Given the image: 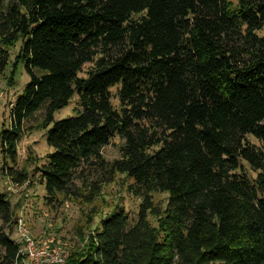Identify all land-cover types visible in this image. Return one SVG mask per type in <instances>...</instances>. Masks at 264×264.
I'll use <instances>...</instances> for the list:
<instances>
[{
    "label": "trees",
    "instance_id": "obj_1",
    "mask_svg": "<svg viewBox=\"0 0 264 264\" xmlns=\"http://www.w3.org/2000/svg\"><path fill=\"white\" fill-rule=\"evenodd\" d=\"M263 26L264 0H0V73L21 41L30 76L0 131V174L26 179L17 144L42 110L46 203H90L117 174L140 198L134 220L121 205L103 216L74 264H264ZM14 219L0 188V264L17 253Z\"/></svg>",
    "mask_w": 264,
    "mask_h": 264
},
{
    "label": "rangeland",
    "instance_id": "obj_2",
    "mask_svg": "<svg viewBox=\"0 0 264 264\" xmlns=\"http://www.w3.org/2000/svg\"><path fill=\"white\" fill-rule=\"evenodd\" d=\"M258 33H264V26ZM20 45L21 41H18L7 48L9 60L0 73V131L8 127L10 105L17 95L23 92L30 79L23 63L15 62ZM88 67L89 64H86L84 69ZM75 105L76 97L74 96L65 107L54 113V117L61 118L74 114ZM42 116L43 111L40 110L27 121L28 129L25 130L17 144V161L14 166L26 174V179L18 182L9 175L0 174V188L9 198L15 217V222H12L6 231L14 241H17L20 230L16 221L21 220L23 233L27 231L25 233L31 238L52 240L67 252L61 264H74L89 250L100 219L111 212L115 205H121L128 212L129 218L134 220L137 216L140 198L129 191V184L132 180L123 174H117L112 182L102 186L101 191L90 203L72 198L64 199L61 204L55 206L46 203L43 184L35 170L45 161L46 154L52 151L46 142L45 130L39 128ZM247 139L251 143L260 144L252 135H247ZM119 146L120 140L117 137L113 138L102 149L104 157L108 160L117 158L120 155ZM244 166L250 175L256 174L247 164ZM152 197L154 204L163 210L167 193L156 192ZM148 216L153 225H158V216L152 214ZM16 264L22 263L18 260Z\"/></svg>",
    "mask_w": 264,
    "mask_h": 264
},
{
    "label": "built area",
    "instance_id": "obj_3",
    "mask_svg": "<svg viewBox=\"0 0 264 264\" xmlns=\"http://www.w3.org/2000/svg\"><path fill=\"white\" fill-rule=\"evenodd\" d=\"M16 222L20 230V236L18 235L17 241H15L18 243V248L12 264H16L18 260L22 264H61L64 262L66 251L62 250L52 240L29 237L25 233L27 231L23 233V230H21V226H23L21 220Z\"/></svg>",
    "mask_w": 264,
    "mask_h": 264
}]
</instances>
